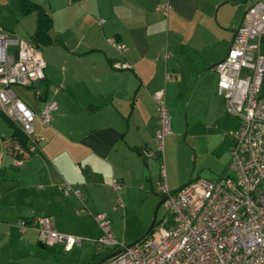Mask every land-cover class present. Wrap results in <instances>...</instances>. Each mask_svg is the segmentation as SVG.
<instances>
[{
	"label": "crops",
	"instance_id": "1",
	"mask_svg": "<svg viewBox=\"0 0 264 264\" xmlns=\"http://www.w3.org/2000/svg\"><path fill=\"white\" fill-rule=\"evenodd\" d=\"M32 1L52 20L49 35L56 42L39 48L45 61L41 86L44 97L58 103V110L49 125L36 121L35 133L42 137L40 150L20 165L6 150L19 130L13 124L10 127L0 113V248H11V254L15 248H46L40 246L33 228L21 230L17 222L51 216L57 231L80 234L81 245L72 249L88 241L97 250L100 231L94 215L102 212L109 217L114 209L117 194L112 179L124 189L145 190V185L148 195L159 196V161L144 157L159 128L154 93L163 90L164 103L177 99V105L187 97L189 72L212 73L214 64L227 53L245 10L256 0ZM162 4L167 6L165 11L158 9ZM227 6L233 10L231 19L221 12ZM214 11L216 26L211 19ZM35 25V13L22 14L19 0H0V31L32 41ZM206 29H215L221 37L213 58L206 50L200 53L197 45ZM109 38L125 43L127 50L118 52ZM115 62L129 63L130 68L115 69ZM166 73H171V80H165ZM27 89L14 87L26 105L40 108ZM173 92L177 97L172 100ZM205 92L199 83L190 104ZM146 160L158 163V174ZM64 182L79 189L80 197L62 195L58 186ZM100 194L103 198L97 197ZM86 224L91 227L87 229ZM47 248L67 252L62 245ZM96 255L102 261L110 251L103 248ZM15 260L2 264H19Z\"/></svg>",
	"mask_w": 264,
	"mask_h": 264
},
{
	"label": "built area",
	"instance_id": "2",
	"mask_svg": "<svg viewBox=\"0 0 264 264\" xmlns=\"http://www.w3.org/2000/svg\"><path fill=\"white\" fill-rule=\"evenodd\" d=\"M166 4L158 6L164 10ZM100 23L103 19L99 20ZM264 0L254 1L234 30L225 56L213 66L217 74L216 92L222 96L227 113L237 118L230 133L228 173L216 178L197 177L182 187L169 189L165 181L164 139L171 133L163 90L154 93L159 128L155 148L144 157L160 164L162 182L156 184L164 215L155 220L151 231L127 244L118 240L106 213L94 219L100 234L97 250L108 249L110 256L98 264H264ZM108 43L123 53L127 46L114 38ZM168 57V54L164 56ZM45 61L32 41L0 31V113L21 134L6 145L7 152L20 165L25 157L40 150L42 137L35 133L37 120L51 123L58 103L44 97ZM115 69H128L126 62L113 63ZM165 74V80L172 78ZM33 91L40 108L26 105L14 87ZM116 207L123 208L119 193L123 185L112 179ZM61 194L80 197V191L64 182ZM84 212V210H81ZM21 230L33 228L37 241L46 247L62 245L64 250L80 246L82 238L55 229L51 216L19 219Z\"/></svg>",
	"mask_w": 264,
	"mask_h": 264
},
{
	"label": "rangeland",
	"instance_id": "3",
	"mask_svg": "<svg viewBox=\"0 0 264 264\" xmlns=\"http://www.w3.org/2000/svg\"><path fill=\"white\" fill-rule=\"evenodd\" d=\"M221 12H224L228 19L232 18L233 10L228 6ZM211 19L213 26L214 24L216 26L218 20L215 11L212 13ZM214 30L206 29L203 37L197 38L200 53L206 50L212 54V58L217 54L213 48L216 47L217 50H220L218 45L221 43L220 35H217ZM193 40L194 38H192ZM213 72L212 69V73L205 71L204 74L200 72L196 75L190 71V79L187 80V90L185 91L187 97L179 100L177 105V99H175L177 96L173 92L171 99H175L174 103H165L168 109L171 133L164 139L163 156L166 183L170 189L172 187L179 188L198 175L201 178L216 179L228 173L229 137L235 129L237 118L226 112L222 96L216 93L217 75ZM199 83H201V92L202 87L205 86V95L202 96L200 93L199 100L196 102L194 99L190 104L192 94L196 91ZM176 84L178 83L176 82ZM262 92L264 93V76ZM155 147L154 141L152 148ZM146 162L154 165V171L158 174V163L155 160H146ZM144 189L140 187L124 189L122 194H119L124 207L116 208L113 199L114 209L108 212L115 237L127 244L137 241L148 231L154 216L155 220H159L165 213L160 206V196L154 198L148 195L145 185ZM104 190L109 197L108 188H104ZM99 196L102 197L101 194L97 197ZM112 197L114 198V194ZM90 227V224H86L87 229ZM71 235L79 236L80 234L74 232ZM56 249L47 247L15 248L14 254H11V248H0V262L2 264L4 261H16L15 257L19 264H98L100 261V257L94 256L95 251L98 250L95 245L94 248H91V243L88 241H83L82 248H74L67 252Z\"/></svg>",
	"mask_w": 264,
	"mask_h": 264
},
{
	"label": "trees",
	"instance_id": "4",
	"mask_svg": "<svg viewBox=\"0 0 264 264\" xmlns=\"http://www.w3.org/2000/svg\"><path fill=\"white\" fill-rule=\"evenodd\" d=\"M19 7H20L21 13L24 15H27L33 12L36 15L35 30L31 38L36 47L40 48L41 46L50 45L53 42H56L49 35V30L52 27V20L40 4L35 3L32 0H19ZM5 120L8 122L10 127H12V123H10V121L7 118H5ZM14 134H17L19 138L22 137L17 131L14 132ZM148 233H145L141 238L146 236Z\"/></svg>",
	"mask_w": 264,
	"mask_h": 264
},
{
	"label": "water",
	"instance_id": "5",
	"mask_svg": "<svg viewBox=\"0 0 264 264\" xmlns=\"http://www.w3.org/2000/svg\"><path fill=\"white\" fill-rule=\"evenodd\" d=\"M155 217V216H154ZM154 217H153V220H152V223H151V225H150V227H149V229H148V231L146 232V233H148L151 229H152V227H153V225H154ZM138 241V240H137ZM136 242V241H135ZM135 242H133L132 244H134ZM40 244V243H39ZM40 246L42 247L43 245L42 244H40ZM44 247V246H43Z\"/></svg>",
	"mask_w": 264,
	"mask_h": 264
}]
</instances>
